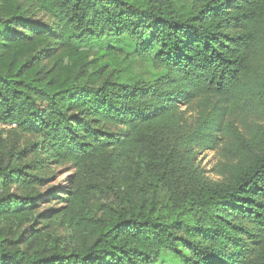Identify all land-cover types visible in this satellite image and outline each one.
Segmentation results:
<instances>
[{"label":"trees","instance_id":"trees-1","mask_svg":"<svg viewBox=\"0 0 264 264\" xmlns=\"http://www.w3.org/2000/svg\"><path fill=\"white\" fill-rule=\"evenodd\" d=\"M197 98L264 109V0H0V264H264V129L188 122ZM219 141L213 181L196 154Z\"/></svg>","mask_w":264,"mask_h":264},{"label":"rangeland","instance_id":"rangeland-1","mask_svg":"<svg viewBox=\"0 0 264 264\" xmlns=\"http://www.w3.org/2000/svg\"><path fill=\"white\" fill-rule=\"evenodd\" d=\"M35 17H41V14L36 12ZM122 56V55H120ZM110 58V57H108ZM132 57H119L120 64L118 66L119 73L125 74L130 77L145 78L150 74L149 64L143 58L131 59ZM107 59V58H105ZM128 74V75H127ZM207 107L206 110L211 111L212 108L218 107L222 114L220 122L222 127L228 128L227 124L232 123L239 128L243 133L249 134L257 129H264V109L231 110L222 102L216 103L214 100L203 103L202 99L197 98L193 100L187 107L182 106L181 109L185 110L184 117L188 122H191L196 116L200 108ZM8 131V130H6ZM5 139L10 143L17 142L18 145L24 144L28 141L35 140V137L29 134H21L15 130L4 132ZM223 141H219V145L213 148H205L196 154V165L202 172L203 176L209 180L220 181L222 175V162L225 161L222 150ZM49 175L45 176L44 184L39 187L40 193H45L47 190L58 191L61 197L65 195L63 190L70 189V181L76 180V168L71 163L66 162L62 164H51L49 168ZM88 175L95 176L94 171L88 172ZM46 203H42L43 207L57 208L61 203L57 199L50 197ZM50 202V203H49ZM154 264H180L179 259L169 251H161L158 260Z\"/></svg>","mask_w":264,"mask_h":264},{"label":"built area","instance_id":"built-area-1","mask_svg":"<svg viewBox=\"0 0 264 264\" xmlns=\"http://www.w3.org/2000/svg\"><path fill=\"white\" fill-rule=\"evenodd\" d=\"M12 126H14V125H12Z\"/></svg>","mask_w":264,"mask_h":264}]
</instances>
